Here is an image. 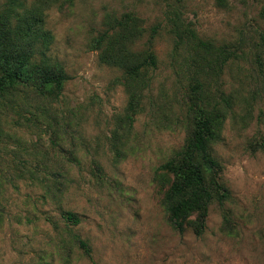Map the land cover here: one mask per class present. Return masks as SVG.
Here are the masks:
<instances>
[{
    "label": "rangeland",
    "instance_id": "1",
    "mask_svg": "<svg viewBox=\"0 0 264 264\" xmlns=\"http://www.w3.org/2000/svg\"><path fill=\"white\" fill-rule=\"evenodd\" d=\"M23 1L44 11L49 53L70 79L59 101L43 102L59 125L0 111V264H264V65L256 62L257 52L264 60V0ZM8 2L0 0V10ZM173 9L203 38L241 50L218 80L234 97L214 146L231 196L211 204L202 235L196 215L176 230L164 203L173 176L160 166L185 144L190 122L182 103L190 79L173 62L167 26ZM125 14L147 29L137 51L160 25L152 41L159 63L145 109L116 142L129 94L123 71L102 63L91 43ZM66 211L80 223L68 222Z\"/></svg>",
    "mask_w": 264,
    "mask_h": 264
},
{
    "label": "trees",
    "instance_id": "2",
    "mask_svg": "<svg viewBox=\"0 0 264 264\" xmlns=\"http://www.w3.org/2000/svg\"><path fill=\"white\" fill-rule=\"evenodd\" d=\"M51 3L59 5L61 0H47L48 5ZM45 17L41 8L28 7L23 0H10L0 10V111L9 109L18 116L17 122L23 120L34 126L44 120L59 125L55 112L44 108L43 102L59 101L70 79L65 66L49 53L54 36L46 27ZM109 21L91 45L99 51L102 63L123 71L120 82L126 87L129 101L125 115L118 119L120 126L114 130L117 142L145 109V91L150 89L151 72L159 63L152 41L160 25L151 28V38L137 51L133 46L147 31L140 25L142 20L125 14L113 16ZM167 26L175 43L173 62L180 68L178 73L190 79L189 90L182 99L190 122L185 144L160 166L173 176L164 203L176 230L183 232L187 219L196 215L194 230L202 235L211 204H223L231 196L223 180L224 166L216 157L214 146L221 139L234 97L218 85V80L228 62L241 53L239 47L233 50L231 45L203 38L181 10L173 9ZM259 45L264 51V29L259 32ZM256 62L264 65L262 52H257ZM97 169L101 171L99 166ZM64 218L72 224L81 221L72 211H66ZM79 243L91 256L87 241L80 239Z\"/></svg>",
    "mask_w": 264,
    "mask_h": 264
}]
</instances>
